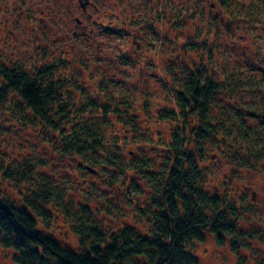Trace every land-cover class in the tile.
<instances>
[{
	"label": "trees",
	"instance_id": "obj_1",
	"mask_svg": "<svg viewBox=\"0 0 264 264\" xmlns=\"http://www.w3.org/2000/svg\"><path fill=\"white\" fill-rule=\"evenodd\" d=\"M234 2L213 1L226 11V26L239 20L261 22V11L252 2H239L235 10ZM168 8L167 2L160 1L155 9L149 4L153 35L162 32L164 25L181 23L180 13L172 14L170 9L172 15L167 16ZM186 16L197 17L194 12ZM202 32L183 47L187 53L199 52L200 65L183 76H168L172 83L165 90L170 104L156 111L160 121L176 123L162 143L168 159L157 170L144 161L137 166L125 162L111 149L117 145L108 142V128L114 123L136 128L128 99L117 100L113 93L98 102L87 95L84 84L54 64L26 69L0 60V176L7 186L0 183V242L13 251L17 264H195V247L206 233L214 234L220 243L226 235L234 237L232 245L238 241V205L227 195L204 190L207 169L201 164L214 148L235 165L234 170H264V67L255 66L260 60L250 59L230 65L225 50L208 38L213 32L219 36V27L210 22ZM210 64L217 66V73L208 68ZM226 94L234 100L224 101ZM14 122L17 128V123L40 125L47 135L52 132L50 138L58 141L54 148L62 155L82 160L80 168L86 164L94 171L111 170L112 184L124 171L137 169L151 194L143 214L147 233L133 225L106 228L86 204L78 203L76 209L75 201H66L58 182L37 171L43 163L38 157H7L3 139ZM118 135L111 140H118ZM135 185L122 183L129 191L141 193ZM60 216L76 243L54 237L53 221Z\"/></svg>",
	"mask_w": 264,
	"mask_h": 264
},
{
	"label": "rangeland",
	"instance_id": "obj_2",
	"mask_svg": "<svg viewBox=\"0 0 264 264\" xmlns=\"http://www.w3.org/2000/svg\"><path fill=\"white\" fill-rule=\"evenodd\" d=\"M92 1L97 7L89 6L84 12L79 0H0V60L26 69L54 64L84 84L87 95L98 102L113 93L117 100L128 99L136 128L114 123L107 136L110 144L117 145H111V149L133 166L144 161L157 170L168 159L167 147L162 143L169 139L176 123L160 121L156 111L170 104L165 90L172 83L168 76H183L200 65L199 52L187 53L183 47L199 32L203 34L207 23L219 27L220 35L213 32L208 38L225 50L230 65L250 59L260 60L255 66L264 67V0H245L260 9L261 22L257 20L254 25L239 20L230 26H226V11L213 4L214 0ZM160 1L169 4L167 16L180 13L181 23L164 25L162 32L153 35L149 28V4L155 9ZM242 1L235 0L232 9ZM193 12L196 18L186 16ZM76 17L84 24H78ZM156 24L162 28L160 22ZM208 68L217 73L216 65L210 64ZM104 87H108L107 92ZM78 93L79 90L74 91L77 97ZM225 96L224 101L234 100L229 94ZM17 125L18 128L12 123L10 132H5L2 151L7 157H38L43 163L37 171L58 182L66 201H75L76 209L78 203L86 204L106 228L133 225L147 233V216L143 214L151 194L149 184L137 169L124 171L112 184L111 170L94 171L86 164L80 168L82 160L62 155L54 148L58 141L50 138L52 132L47 135L40 125ZM117 134L118 140H111ZM217 152L212 148L201 164L207 169L204 190L236 201L235 232L240 235L233 243L234 250L232 235H226L220 243L214 234L206 233L205 240L195 247V264H264V170H234L235 165ZM121 180L136 184L142 192L129 191L122 187ZM0 183L7 187L1 176ZM53 223L56 239L76 243L64 217H57ZM12 253L0 242V264H17Z\"/></svg>",
	"mask_w": 264,
	"mask_h": 264
},
{
	"label": "flooded vegetation",
	"instance_id": "obj_3",
	"mask_svg": "<svg viewBox=\"0 0 264 264\" xmlns=\"http://www.w3.org/2000/svg\"><path fill=\"white\" fill-rule=\"evenodd\" d=\"M79 3L82 6L84 12L87 11V9H88L89 6L97 7L92 0H79ZM82 21H83L82 19H80L79 17H76V22L78 24H81L82 25V23H83Z\"/></svg>",
	"mask_w": 264,
	"mask_h": 264
}]
</instances>
